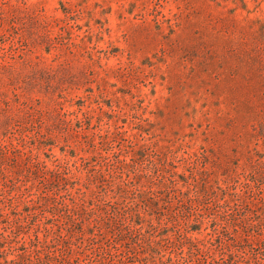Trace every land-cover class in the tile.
Wrapping results in <instances>:
<instances>
[{
	"label": "rangeland",
	"instance_id": "rangeland-1",
	"mask_svg": "<svg viewBox=\"0 0 264 264\" xmlns=\"http://www.w3.org/2000/svg\"><path fill=\"white\" fill-rule=\"evenodd\" d=\"M0 264H264V0H0Z\"/></svg>",
	"mask_w": 264,
	"mask_h": 264
},
{
	"label": "trees",
	"instance_id": "trees-1",
	"mask_svg": "<svg viewBox=\"0 0 264 264\" xmlns=\"http://www.w3.org/2000/svg\"><path fill=\"white\" fill-rule=\"evenodd\" d=\"M138 219H134V221H137ZM158 260H160L161 262H162V259L161 258H159Z\"/></svg>",
	"mask_w": 264,
	"mask_h": 264
}]
</instances>
